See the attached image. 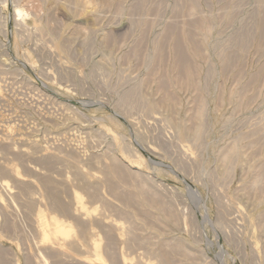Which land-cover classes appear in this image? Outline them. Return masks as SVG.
Wrapping results in <instances>:
<instances>
[{
    "label": "rangeland",
    "instance_id": "1",
    "mask_svg": "<svg viewBox=\"0 0 264 264\" xmlns=\"http://www.w3.org/2000/svg\"><path fill=\"white\" fill-rule=\"evenodd\" d=\"M0 264H264V0H0Z\"/></svg>",
    "mask_w": 264,
    "mask_h": 264
},
{
    "label": "bare ground",
    "instance_id": "2",
    "mask_svg": "<svg viewBox=\"0 0 264 264\" xmlns=\"http://www.w3.org/2000/svg\"><path fill=\"white\" fill-rule=\"evenodd\" d=\"M56 227H57L58 229L61 228V227H60V224H59L58 222H56ZM42 228H43V227H41V229H42ZM43 229H44V228H43ZM45 230H46V229H45ZM45 230L42 231V232H43V240L46 239V241H47V240H49V239H47V238H49V237H51V236H49L50 234H49V235L46 234V233H45ZM47 231H48V230H47ZM47 231H46V232H47ZM52 238H53V239H52ZM52 238H51V239L54 240V237H52ZM51 239H50V240H51ZM59 239H60V238H59Z\"/></svg>",
    "mask_w": 264,
    "mask_h": 264
}]
</instances>
